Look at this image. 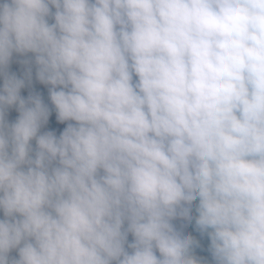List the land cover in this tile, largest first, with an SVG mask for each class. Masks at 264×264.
<instances>
[{
    "label": "clouds",
    "instance_id": "1",
    "mask_svg": "<svg viewBox=\"0 0 264 264\" xmlns=\"http://www.w3.org/2000/svg\"><path fill=\"white\" fill-rule=\"evenodd\" d=\"M0 81V264H264V0H0Z\"/></svg>",
    "mask_w": 264,
    "mask_h": 264
},
{
    "label": "trees",
    "instance_id": "2",
    "mask_svg": "<svg viewBox=\"0 0 264 264\" xmlns=\"http://www.w3.org/2000/svg\"><path fill=\"white\" fill-rule=\"evenodd\" d=\"M52 11L54 12L55 9L53 8ZM52 22H54V21L52 19H49V23H52ZM29 56H31V54H29ZM26 58L27 57H23V56H20L18 54L13 55V59H12V62L10 64L9 71L11 73H14L18 78L24 77L26 68H25V65L23 63H21V61H23ZM0 83H2V81H0ZM48 87L49 86H45L36 80L35 68L33 67L32 83L30 86H28L26 84V87L21 90V96L24 98H27L28 95L32 92L39 93L42 96L44 102L49 104V107H52L50 100H49V96H48ZM17 117H18V112L16 111L15 107L8 110L6 119H8L9 122H13ZM65 127H66L65 123L61 124V123H58L56 121L55 111L53 109L52 115L49 118V124L44 129H42V131L60 130V132H61V131H63V129ZM56 134H57V132H56ZM33 145L35 146L34 141H33ZM193 212H194L193 215H195L194 209H193ZM0 218H3L2 212H0ZM174 223L177 225V227L183 226V230L186 233L193 235V237L200 242V247L196 249V254L198 256L205 258L209 262V264H211L212 257H211L210 252L208 251V245H209L210 241L206 235L201 236L200 233L196 231L194 220L191 224H187V225H185V223L183 221H179V220L174 221ZM132 239L133 238H132L131 234H129V237H128L129 242H132ZM9 255L11 258H17L18 259V252L16 250H13Z\"/></svg>",
    "mask_w": 264,
    "mask_h": 264
},
{
    "label": "rangeland",
    "instance_id": "3",
    "mask_svg": "<svg viewBox=\"0 0 264 264\" xmlns=\"http://www.w3.org/2000/svg\"><path fill=\"white\" fill-rule=\"evenodd\" d=\"M66 124H67V122H65V126H66ZM56 132H57V134L59 135L60 130H57ZM193 214H194V212H193Z\"/></svg>",
    "mask_w": 264,
    "mask_h": 264
}]
</instances>
